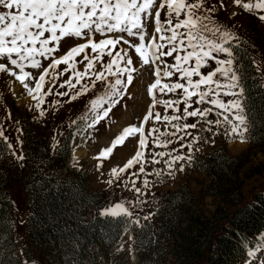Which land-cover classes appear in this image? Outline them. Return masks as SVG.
I'll return each instance as SVG.
<instances>
[{"label": "snow or ice", "instance_id": "obj_1", "mask_svg": "<svg viewBox=\"0 0 264 264\" xmlns=\"http://www.w3.org/2000/svg\"><path fill=\"white\" fill-rule=\"evenodd\" d=\"M234 3L248 13L264 12V0H234ZM220 7L224 8L223 3ZM0 8L3 9L0 10V74L14 77L28 96L36 101L35 107L40 108L44 95H51L52 85L62 75L68 74L70 69L69 79L58 84L64 91L55 95L68 97L71 102L95 90L98 94L89 101L92 114L89 129L98 130L100 122L110 119L116 106H123L120 102L127 95L128 86L133 83L134 73L139 74L140 68L145 66L152 68L155 82L148 87L152 107L143 117L141 125L125 127L95 157L97 166L102 167V162L109 160L129 138H136L138 143L133 156L122 167L111 168L109 174L120 181L121 173H128L139 165L138 172L130 173V176L136 177L131 180V190L137 196L144 195L141 188L136 186L137 180L141 175H150L146 171L144 157L152 134H156L153 143L157 147L161 144L158 128L153 127L146 134L143 127L153 117L155 121L162 119L159 112L152 111L157 104H162L166 109L175 106V111L179 112L178 106L183 102L185 107L182 113L164 115L163 120L177 122L172 123L174 131L167 135L181 142L185 137L192 138L187 143H180L179 149L149 152L151 160L146 162L156 165L163 160L169 175L177 170L183 172L185 164L192 162L191 154L184 155L182 150L192 149L193 141L199 142V137L188 131L197 129L199 121L209 126L206 131H213L212 126L223 127L224 135L229 139L241 143L249 141L250 121L244 106L241 77L234 67L235 53L232 47L239 37L214 19L215 6L205 7L204 0H159V3L157 0H0ZM165 9L166 15L162 21L161 10ZM153 13L154 32L149 34L147 25ZM258 19L264 21V14L259 15ZM96 35L102 39L96 41ZM65 38L85 42L70 47L65 55L57 58L55 53L62 40L67 43ZM129 38H136L138 42H132ZM118 45H127V48L121 46L116 51ZM129 49L134 50L137 66H133ZM78 56H81L80 61L75 60ZM166 57L172 58L173 63H166ZM43 60L51 61L48 68L42 67ZM84 62V70H76L77 63ZM210 62L216 65L215 68L204 73L202 69L209 67ZM97 63L99 69L96 68ZM60 65L68 67L64 72L50 76V70L55 71ZM26 68L37 70V76ZM176 74H179L177 82L162 84V79ZM194 77L198 79L194 80ZM46 84H49L48 91L41 95ZM156 89L164 95L180 90V99H157L153 93ZM222 97L231 99L226 102ZM59 103L57 100L56 105ZM193 104L207 106L194 107ZM209 114L217 119H208ZM40 115L43 116L44 112L41 111ZM188 118H196L197 122L179 123ZM180 132L184 134L179 135ZM172 142L167 139L163 144L166 146ZM0 143H5L18 161L25 158L15 153L13 145L5 137L2 124ZM176 152L181 154H174ZM155 174L161 175V172ZM112 182L108 181L109 184ZM142 183L148 187L150 182L145 178ZM125 186H128L127 183ZM102 214L111 217L123 214L129 222L139 224L138 220L131 219L132 211L121 203L105 209ZM259 248L264 251V243ZM248 255L256 256V251L250 250Z\"/></svg>", "mask_w": 264, "mask_h": 264}, {"label": "trees", "instance_id": "obj_2", "mask_svg": "<svg viewBox=\"0 0 264 264\" xmlns=\"http://www.w3.org/2000/svg\"><path fill=\"white\" fill-rule=\"evenodd\" d=\"M255 36V40L251 35L249 40L240 38L232 47L250 121L249 142L264 157V83L249 48V41L263 40L259 32L255 31ZM262 57L264 62V46ZM85 123L79 119L58 147L50 132L23 125L27 173L21 183L29 213L26 225L31 244L42 251L46 264H100L101 257L108 264H129L114 250L127 230L135 236L138 264H163L167 254L160 253L161 243L169 245L168 254L176 264H249L248 252L259 247L258 236L264 231V186L247 201L243 157L232 156L227 146L221 145L192 161L195 169L208 176L203 194L220 201L211 216L199 212L197 199L185 186L159 194L157 222L137 225L123 215L101 214L111 203L108 193L92 191L85 174L68 168L75 132L83 133ZM8 155L6 144L0 143V264H32L29 252L26 261L15 254L14 176L6 166ZM261 171L264 173V160Z\"/></svg>", "mask_w": 264, "mask_h": 264}, {"label": "rangeland", "instance_id": "obj_3", "mask_svg": "<svg viewBox=\"0 0 264 264\" xmlns=\"http://www.w3.org/2000/svg\"><path fill=\"white\" fill-rule=\"evenodd\" d=\"M243 2H254V0H243ZM157 3H159V0H157ZM221 3L224 5L223 9L220 7ZM204 6L208 8L215 6L216 11L213 13L214 19L223 26L231 29L239 39L244 38L245 40H249L248 35H251V40L253 38V40H255L257 36L253 37V33L255 34V31L259 32L263 41H249V48L252 52L258 73L264 83V62L262 60L264 21L258 19V16L264 14V12L254 11L248 13L242 7L235 5L234 0H204ZM0 10L3 9L0 8ZM234 13L235 15H233ZM165 15L166 9L161 10L162 21H164ZM147 32L149 34L154 32V13L153 17L150 18L148 22ZM65 39H67V43L62 40L59 50L55 53L57 58L65 55L70 47L85 42L84 40H78L75 38ZM94 39L99 41L102 37L96 35ZM129 39L132 40V42H138L136 38ZM239 39L236 42L240 43ZM121 46L127 48V45H118L116 51H119ZM88 51L90 52L91 50L89 49ZM129 55L133 58V66H137V58L134 54V50L129 49ZM81 56L75 57V60L80 61ZM106 60L107 57H105V61ZM4 62L7 63V61ZM50 62L51 61L49 60H43L42 67L48 68ZM165 62L173 63V60L172 58L166 57ZM85 63L86 62L77 63L76 70L83 71ZM215 66L214 63L210 62V66L205 67L202 71L207 73L214 69ZM66 67L68 66L60 65L55 71L50 70L49 75L53 76L56 75L57 72H64ZM96 68L99 69V63H97ZM26 70L31 71L33 76H37L38 74L37 70H32L30 68H26ZM69 75L70 69L68 74L62 75L56 83L52 85L51 95H44L49 87V84H46L41 92V95H44V103L40 108H36V101L28 96L23 89V86L16 81L14 77L0 74V124L3 125L5 137L11 142L17 155L24 157L22 146L24 141L23 125L25 123L31 124L34 128H40L41 132H50L56 147H58L70 128L76 124L79 119H83L84 122H86L84 124V132H75V138L72 144L74 150L68 168L85 174L89 179L92 191L108 193L111 203L107 207L101 209V214L105 209L111 208L114 204L121 203L132 211L133 215L131 219L133 221L138 220V225L155 223L157 222L156 210L160 205L161 199L159 194H163L167 191H178L180 188L186 186L193 192L197 199L196 204L199 212L206 216L212 215L217 206L220 205V201L215 197L203 194V188L209 185L208 176L205 173L200 172L198 169H195L192 166V162L190 164H185V170L183 172L177 170L172 175L168 174L167 167L163 160H161L160 164L156 165L146 162L151 160V156L149 155L150 151H172L173 149H179L180 143H187L192 139L188 136L181 142L177 141L176 137L167 135L174 131L171 126L172 123L177 122H165L163 120L164 115H179L182 113L183 108L185 107L183 102L178 106L179 112L175 111V106L166 109L162 104H157L152 108V111L159 112L162 119L160 121H155L153 117L146 124H143L146 134L153 127L158 128L159 138L161 140L160 146L157 147L153 143L156 134H152L145 149V168L150 175L147 177L141 175L136 184L137 187L141 188L144 195L137 196L131 190V180L136 179V177L130 176V173L138 172L139 165L130 169L128 173H121L120 181H117L109 174L111 168L122 167L126 160L133 156L138 143L136 138H129V140L125 142V145L116 150L109 160L102 162V167L97 166L98 161L95 157L98 153L103 148L109 146L113 138L125 127L130 125L140 126L143 117L152 107V96L148 93L149 85L155 82L152 68L145 66L140 68L139 74H133V83L128 86L127 95H125L120 102L123 106H116L110 114L111 118L100 122L98 130L89 129L88 127L92 115L89 108V101L94 99L98 94L95 90L71 102H69L68 97H58L55 95L57 92L64 91V89L58 87V84L68 80ZM178 76L179 74H176L171 78H164L162 79V84L177 82ZM193 79L196 80L198 77H194ZM73 83H75V80H73ZM32 86H34V82ZM153 93L157 96V99H180V90H177L176 93H167V95H164L156 89L153 90ZM222 99L227 102V100L231 98L222 97ZM57 100L60 101L58 106L56 105ZM194 100L195 97L193 98V101ZM193 106L206 107L207 105L193 104ZM41 111L44 112L43 116L40 115ZM208 119L215 120L217 117L213 114H209ZM194 122H197L196 118H188L186 121H179L180 124H192ZM208 127L209 126L205 122L199 121L197 129L188 130L199 137V142L193 141L192 149L184 148L182 154H191L193 161L197 156L208 155L215 147L221 145L227 146L229 154L235 157L241 156L246 161L244 168L242 169V174L245 178L243 191L247 201L251 200L254 192L261 190L264 186V173L261 171V164L264 160L262 153L254 148V145L249 141L241 143L237 140L229 139L224 135L223 127L216 128L215 126H212L213 131L211 132L206 131ZM183 134V132L179 133V135ZM167 139H171L173 142L165 146L163 141ZM174 154H181V152H176ZM156 158L160 159L159 157ZM164 159H167V157ZM24 165V159L18 161L9 152L6 166L13 171L14 176L11 186V196L14 204L13 224L17 241V251L15 253L21 257L22 261H25L26 252H29L33 259L32 264H46L42 251L32 245L29 240L26 225L29 216L27 197L21 183L27 173V169L24 171ZM178 168L179 165H177V169ZM157 171H160L161 175H156L155 173ZM145 178L150 182L148 187H145L142 183ZM109 180H112L113 182L109 184ZM125 183H127V187L125 186ZM262 238H264V234L259 236L260 242L264 243V239ZM114 250L115 252H121L125 256V259L129 260V264H138V249L135 245V237L132 230L126 232L124 239L118 247L114 248ZM159 251L161 254H167L163 256L166 260L163 264H176L172 259V256L168 254L170 252V247L167 243H161ZM254 251H256V256H250L249 264H264V251H261L260 248H257ZM101 264L108 263L104 258H101ZM202 264L208 263L203 262Z\"/></svg>", "mask_w": 264, "mask_h": 264}, {"label": "bare ground", "instance_id": "obj_4", "mask_svg": "<svg viewBox=\"0 0 264 264\" xmlns=\"http://www.w3.org/2000/svg\"><path fill=\"white\" fill-rule=\"evenodd\" d=\"M76 162V161H75ZM264 234V233H263Z\"/></svg>", "mask_w": 264, "mask_h": 264}]
</instances>
